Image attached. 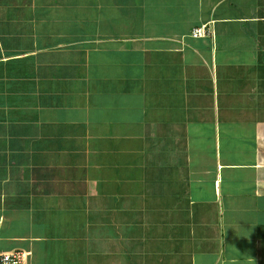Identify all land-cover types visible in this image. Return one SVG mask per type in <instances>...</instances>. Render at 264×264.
I'll return each mask as SVG.
<instances>
[{
  "label": "crops",
  "instance_id": "1",
  "mask_svg": "<svg viewBox=\"0 0 264 264\" xmlns=\"http://www.w3.org/2000/svg\"><path fill=\"white\" fill-rule=\"evenodd\" d=\"M16 250L264 264V0H0V251Z\"/></svg>",
  "mask_w": 264,
  "mask_h": 264
},
{
  "label": "built area",
  "instance_id": "2",
  "mask_svg": "<svg viewBox=\"0 0 264 264\" xmlns=\"http://www.w3.org/2000/svg\"><path fill=\"white\" fill-rule=\"evenodd\" d=\"M206 33L203 28H196L193 31L194 37L202 36ZM30 252L25 251H11V252H1L0 251V264H28L27 260L29 258Z\"/></svg>",
  "mask_w": 264,
  "mask_h": 264
}]
</instances>
